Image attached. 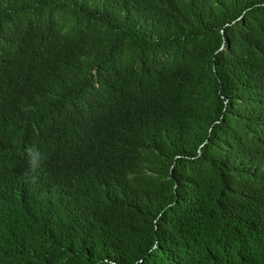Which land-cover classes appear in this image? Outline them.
<instances>
[{"label":"trees","instance_id":"trees-1","mask_svg":"<svg viewBox=\"0 0 264 264\" xmlns=\"http://www.w3.org/2000/svg\"><path fill=\"white\" fill-rule=\"evenodd\" d=\"M0 264H264V0H0Z\"/></svg>","mask_w":264,"mask_h":264}]
</instances>
